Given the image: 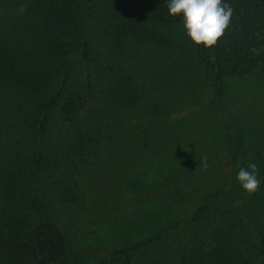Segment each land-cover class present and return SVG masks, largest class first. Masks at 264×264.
Wrapping results in <instances>:
<instances>
[{"label": "trees", "instance_id": "trees-1", "mask_svg": "<svg viewBox=\"0 0 264 264\" xmlns=\"http://www.w3.org/2000/svg\"><path fill=\"white\" fill-rule=\"evenodd\" d=\"M228 2L229 27L205 48L167 0H0V264H78L61 207L79 202L80 176L129 136L168 155L219 138L217 174L193 188L201 200L188 234L171 210L149 237L93 264H140L141 250L171 238L183 244L178 264H264V129L248 121L247 105L249 95L264 98V0ZM194 83L200 91L176 100L201 111V136L188 137L165 114L175 86ZM147 98L153 111L139 108ZM250 162L261 180L251 195L235 179ZM134 188L124 193L129 203H162Z\"/></svg>", "mask_w": 264, "mask_h": 264}, {"label": "rangeland", "instance_id": "rangeland-1", "mask_svg": "<svg viewBox=\"0 0 264 264\" xmlns=\"http://www.w3.org/2000/svg\"><path fill=\"white\" fill-rule=\"evenodd\" d=\"M155 71L157 69L152 66L149 69L146 68L145 73L153 74ZM258 75L259 73L252 77L255 81L254 85L258 83ZM163 79L157 80L158 84L163 85L165 83ZM184 80H182L183 83H188ZM245 84V82L236 84L232 93L236 95L238 89ZM175 88L176 93L169 94L170 100L174 103L167 112L165 111L166 122L171 124L179 120L182 124L180 125L181 135L201 136L194 127L195 119L200 117L201 111H198L197 107L188 109L191 100L187 98H183L184 101H180L179 104L176 103L181 96H193L200 91V87L194 83L192 87L178 84ZM247 101L248 121L255 122L257 127L264 129L262 93L257 92L255 97L249 95ZM156 106L153 100L147 98L143 100L139 108H144L141 111L150 112ZM135 113L137 112H131L127 118H131ZM206 117L207 115L204 119ZM205 120L208 124L207 128H210L213 121L210 117ZM149 123L150 121L145 125L149 126ZM208 132L204 130L202 135ZM210 134L212 135V132ZM144 139L145 141L138 144L132 136H129L127 139L115 141L109 145L97 167L80 176L82 188L78 190L79 202L70 207L65 205L61 207L62 226L65 228L69 225L68 231L62 228L72 235L71 257L78 264L96 263L116 248L146 239L161 220L167 219L168 212L171 210L173 215L170 217L174 216L177 221H183L179 232L186 231L188 234L190 231L187 222L201 200V194L195 192L193 188L195 185H203L211 175L214 177L217 174V165L211 154L219 150L220 145L217 143L219 138H213L214 142L208 145L207 141L195 142L180 152L177 151L178 149L174 150L177 153L170 155L164 150L151 148L153 144L147 140V137ZM140 162L146 167L140 176L138 172L134 174L128 171ZM134 176L135 180H132ZM156 181V185H153ZM129 188L140 191V196H144L143 198L147 195H157L162 203L151 202L150 199L141 201L142 203L138 206L129 203V197L124 198V193ZM182 248L183 244L171 238L169 242L163 241L159 245L141 250L136 260L140 264H178Z\"/></svg>", "mask_w": 264, "mask_h": 264}, {"label": "clouds", "instance_id": "clouds-1", "mask_svg": "<svg viewBox=\"0 0 264 264\" xmlns=\"http://www.w3.org/2000/svg\"><path fill=\"white\" fill-rule=\"evenodd\" d=\"M168 13L179 16L183 30L196 46L212 48L229 27L233 9L228 0H167ZM235 179L248 194L259 189L256 163L240 167Z\"/></svg>", "mask_w": 264, "mask_h": 264}]
</instances>
